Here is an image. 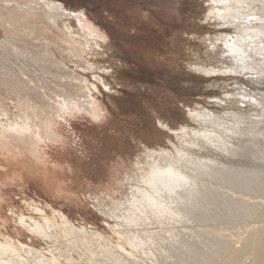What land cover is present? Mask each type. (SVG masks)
Returning a JSON list of instances; mask_svg holds the SVG:
<instances>
[{"label": "bare ground", "instance_id": "1", "mask_svg": "<svg viewBox=\"0 0 264 264\" xmlns=\"http://www.w3.org/2000/svg\"><path fill=\"white\" fill-rule=\"evenodd\" d=\"M4 1L0 4V25L4 28L2 32H5V37L0 39V68L5 73H10L6 71L12 68L24 76L33 74L36 79L25 77L34 85L33 88L28 87L27 82L18 80L17 84L11 86L14 91L24 90L25 98L41 93L48 99L57 100L60 105L82 109L92 118L98 119L101 109L90 95L87 79L69 64L84 71L98 68L91 61L96 57L97 48H103L99 41L106 42L101 33L87 22L82 25L81 19H78V29L69 31V26H72L68 22L69 16L53 4L45 2L43 7L35 0L28 4ZM209 3L212 7L208 10L207 20L216 23L217 27L234 31L215 41L209 36L203 38L218 43V53L223 59L213 61L208 57L209 61L198 63L194 69L208 78H226L219 84L209 85L220 90L221 95H216L210 101L220 106L221 110L195 108L194 113L188 115L190 120L201 122L202 131L186 129L184 125L177 132L165 126L171 135H180L179 147L168 138L172 147L157 152L149 150L145 168L139 169L136 160L133 170L139 172L134 175L127 173L122 179V183L130 190L126 203L115 199L117 204L106 207L104 215L111 220L123 215L122 221L125 223L132 221L129 213L141 216L140 220L146 222H151L149 216L154 215L157 220L161 219V225L156 222L159 227L168 220L172 223L189 221V216L194 215L193 219L201 224L197 231L202 235V245L209 249L207 258H212L210 251H213V256L222 257V261L218 258L220 264H264V0H208ZM219 6L222 7L221 11H218ZM53 46L59 50L61 58L57 57ZM1 75L0 81L3 80ZM238 77L250 82L252 90L240 84ZM0 85L6 84L0 82ZM79 89L83 95L81 100L77 99ZM64 94L70 97H64ZM32 120L26 118L21 121L11 129L12 133L0 129L3 165L22 186L27 187L31 182L53 200L70 201V191L63 187L64 170L46 165L47 162L37 155L40 140ZM186 131L190 132L189 137L185 136ZM0 176L7 175L0 173ZM135 185L147 186L149 192L156 193V199L146 192L144 196L135 195L134 187H138ZM221 187L228 188L231 193L221 192ZM104 196L113 198L108 194ZM134 197L142 199L135 202ZM140 201H148L150 207L146 215L145 211L134 213L137 208L141 209ZM25 205L30 215L15 216L10 211L12 222L0 212V264H61L55 253L62 248L56 246L58 241H54L53 237L60 240V245L61 239H69L66 245L70 247L76 241L90 243L97 249L87 250L86 255L91 253L97 261L106 260L112 264H130L139 250L128 234L125 242L115 239L116 248H113V236L94 231L89 225H79L77 228L62 211L52 205L46 204L42 208L43 205L32 201ZM220 207L222 212L219 211ZM93 208L98 215L104 210L95 205ZM217 210L222 213L221 219H225V222L228 219L231 227L219 228L222 222L219 221L221 219ZM215 215L219 216L218 226L215 221H211ZM119 221L121 223V219ZM155 221L152 222L156 224ZM104 224L110 229L116 227ZM7 226L12 232H7ZM47 229H52L53 235L48 234L50 231ZM113 229L118 230L117 227ZM22 233L30 236L26 237V243L15 239ZM31 237H40L49 244L46 248L35 249L30 246ZM105 240L110 242L106 243ZM202 247L200 250L199 245H193L189 254L175 257L173 262L186 263L188 259L194 262V256L206 254ZM70 258L69 262L74 264ZM210 258L204 262L199 259L200 264H217L214 258Z\"/></svg>", "mask_w": 264, "mask_h": 264}, {"label": "rangeland", "instance_id": "2", "mask_svg": "<svg viewBox=\"0 0 264 264\" xmlns=\"http://www.w3.org/2000/svg\"><path fill=\"white\" fill-rule=\"evenodd\" d=\"M7 1L24 4L34 2V0ZM1 2L5 1L0 0V4ZM35 2L43 7L45 2L58 6L59 11L69 16L68 22L72 25L69 26V31L78 29V19H81L82 25L89 23L104 37L106 42L99 41L103 48H97L96 57L91 61L94 67L98 68L94 71H84L69 64L79 75L87 79L90 95L92 94L99 105L101 115L99 114L98 119L92 118L82 109L60 105L57 100L48 99L41 93L39 96L25 98L24 90L16 89L15 92L11 86L17 84L19 80L27 82L28 87L33 88L34 85L25 78L36 80L33 74L24 76L12 68L6 71H11L10 73H5V70L0 68V75L5 73L1 75L3 80L0 82L6 84L0 85V129L12 133L11 129L21 121L26 118L33 119L40 140L37 144V155L47 162L46 165L64 170L63 187L68 189L72 196L70 201L63 199L56 201L43 194L31 182L27 187L22 186L5 168L4 157L0 155V173L7 175L0 176L2 216L12 222L10 211L15 216L30 215L26 202L38 203L40 206L43 205L42 208L46 204L52 205L62 211L77 228L79 225H89L94 231L113 236L111 242L113 248H116L115 239H122L121 242H125L128 234L139 249L130 264H170L175 257L189 254L188 251L193 245L195 247L199 245L201 250L202 235L197 231L201 224L193 219L194 215L189 216V221L172 223L168 220L159 227L161 219L157 220L154 215H150L149 219L153 222L157 220L155 223L158 224L140 220L141 216H132L129 213L132 220L130 224L122 221L123 215L111 220L107 219L104 213L106 207L111 208L113 204H117L115 199L126 203L125 199L130 190L122 183V179L127 173L134 175L139 172L133 170L136 160L138 168L143 169L148 165L146 158L149 150L157 152L162 148L167 149L172 147L171 143L179 147L180 135L178 137L171 135L165 126L177 132L180 131V126L184 125L186 129L202 131L201 122L190 120L188 115L194 113L195 108H208L218 112L221 110L220 106L210 101L220 90L209 85L219 84L226 78H208L194 68H197L200 62L209 61L208 57L213 61L217 58L223 59L218 53L220 50L218 43L203 38L209 36L215 41L216 38L230 34L234 30L217 27L216 23L207 20L208 10L212 7L210 3L208 5V0H35ZM217 8L218 11L222 10L221 6ZM2 30L4 28L2 29L0 25V39L5 37ZM53 49L57 57L61 58L59 50H56L55 46ZM238 80L240 84L252 90L251 83L245 78L238 77ZM81 92L79 89L77 97L79 100L83 96ZM66 96L70 97L64 94V97ZM185 136L189 137L190 132L186 131ZM53 163L55 165H52ZM135 186H138L134 187L135 195L144 196L146 192L151 194V198L156 199V193L149 192L147 186ZM220 191L231 193L224 187H221ZM104 194L113 198H108ZM141 199L142 197H134L135 202ZM214 200L215 198L212 199ZM140 203L141 209L137 208L134 213L145 211L146 215L150 207L147 205L148 201ZM93 205L102 207L103 212L98 215ZM221 208L219 211L222 212ZM219 213L217 215L221 219L222 213ZM47 214L50 215L49 211ZM219 216L215 215V218L211 219L215 221L216 226L220 224L217 218ZM224 220L223 218L219 220L225 223H221L219 228L231 227L228 219L227 222ZM104 223L112 227L116 225L118 230L113 229L115 226L110 229ZM6 230L12 232L9 226ZM47 231L53 235L52 229ZM20 235L15 239L26 243V237L29 235L26 233ZM53 240L58 241L56 246L62 248L57 250V253L54 252L61 264H73L68 260L70 256L74 264H112L106 260L97 261L96 256L91 253L86 255L87 250L97 249L90 243L76 241L73 247H70L66 245L69 239H61V245L58 238L56 240L53 237ZM30 243L28 245L35 249L46 248L49 244L40 237H31ZM202 248L205 249L204 246ZM204 251L206 254L201 253L206 255L204 258L200 254L196 255L198 258L194 256L195 264H200L199 259L204 262L210 258V256L207 258L209 249ZM210 253L217 264L220 262L219 259L222 261V257L217 255L214 257L213 251ZM188 260V264H194L193 259ZM178 262L186 264L177 260L173 264H180Z\"/></svg>", "mask_w": 264, "mask_h": 264}, {"label": "snow or ice", "instance_id": "3", "mask_svg": "<svg viewBox=\"0 0 264 264\" xmlns=\"http://www.w3.org/2000/svg\"><path fill=\"white\" fill-rule=\"evenodd\" d=\"M94 78V77H93Z\"/></svg>", "mask_w": 264, "mask_h": 264}]
</instances>
